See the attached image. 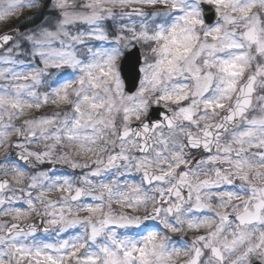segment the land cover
<instances>
[{"label":"snow or ice","instance_id":"obj_1","mask_svg":"<svg viewBox=\"0 0 264 264\" xmlns=\"http://www.w3.org/2000/svg\"><path fill=\"white\" fill-rule=\"evenodd\" d=\"M47 8L0 34V264H264V0Z\"/></svg>","mask_w":264,"mask_h":264},{"label":"water","instance_id":"obj_2","mask_svg":"<svg viewBox=\"0 0 264 264\" xmlns=\"http://www.w3.org/2000/svg\"><path fill=\"white\" fill-rule=\"evenodd\" d=\"M215 23V18L212 11L206 13V22ZM20 30V29H19ZM11 31V30H10ZM123 63V73L125 78V89L126 91L135 90L134 86L137 83L138 67L142 63L141 51L139 48L133 49L131 54L125 59H122ZM164 111L162 107H154L151 111V116L153 119H159L160 114Z\"/></svg>","mask_w":264,"mask_h":264},{"label":"rangeland","instance_id":"obj_3","mask_svg":"<svg viewBox=\"0 0 264 264\" xmlns=\"http://www.w3.org/2000/svg\"><path fill=\"white\" fill-rule=\"evenodd\" d=\"M37 11H40V9H35V8H33V9H27V8L23 9V10L21 11V13H18V14H17L14 18H12L9 22L4 23V24H0V33L3 32V31L9 30V29H11V28L17 27L20 23H23V24L27 25V27H28L30 16H31L32 14L36 13ZM47 15H49V12H47L45 16H47ZM40 23H41V22H40ZM40 23H39V24H40ZM17 24H18V25H17ZM39 24H38V25H39ZM36 26H37V25L32 26V27H28V29H30V28H34V27H36ZM28 29H27V30H28ZM27 30H26V31H27ZM97 43H99V42H97ZM0 67H2V65H0ZM49 110H50V109H44L43 111H49ZM35 114H36V115H42L43 112H37V113H35ZM2 156H3V150L0 149V158H2ZM43 167H48V165H44ZM57 167L64 169L65 172L70 171L69 169H67V166H64V165H58ZM7 178L10 179V177H7ZM58 195H60V194H59V193H53V194H52L53 198H55V197L58 196ZM114 207H117V206L114 205ZM82 215H83V214H82ZM3 219H9V218L5 217V218H3Z\"/></svg>","mask_w":264,"mask_h":264},{"label":"trees","instance_id":"obj_4","mask_svg":"<svg viewBox=\"0 0 264 264\" xmlns=\"http://www.w3.org/2000/svg\"><path fill=\"white\" fill-rule=\"evenodd\" d=\"M47 12H48L47 0H45V7L41 8L40 11H37L36 13H34L30 16L28 27L38 25L41 22V20L45 17ZM19 25H20L22 30L28 28L27 25H25L23 23H20Z\"/></svg>","mask_w":264,"mask_h":264},{"label":"flooded vegetation","instance_id":"obj_5","mask_svg":"<svg viewBox=\"0 0 264 264\" xmlns=\"http://www.w3.org/2000/svg\"><path fill=\"white\" fill-rule=\"evenodd\" d=\"M172 235V237H173V239H176L178 236H180L181 234H171ZM192 235H194L193 233H187L186 234V238L187 237H191ZM255 259V258H254ZM257 264H258V262H257Z\"/></svg>","mask_w":264,"mask_h":264}]
</instances>
